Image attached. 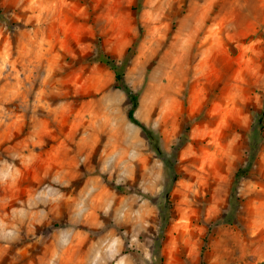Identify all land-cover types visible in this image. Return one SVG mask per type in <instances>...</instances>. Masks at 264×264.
<instances>
[{"label": "rangeland", "instance_id": "374dc122", "mask_svg": "<svg viewBox=\"0 0 264 264\" xmlns=\"http://www.w3.org/2000/svg\"><path fill=\"white\" fill-rule=\"evenodd\" d=\"M263 113L264 0H0V264H264Z\"/></svg>", "mask_w": 264, "mask_h": 264}, {"label": "trees", "instance_id": "16d2710c", "mask_svg": "<svg viewBox=\"0 0 264 264\" xmlns=\"http://www.w3.org/2000/svg\"><path fill=\"white\" fill-rule=\"evenodd\" d=\"M96 60L105 64L113 72L114 88L125 93L128 101H129V104H130V108H129L127 115H126L127 119L133 125L138 127L141 130V132L144 134V136L149 141L152 142L155 139L154 132L150 128H148L145 125H143L142 123H140L134 117V112H135L137 105H138L139 93L136 91H133L130 87L125 85L124 80H123V73H122L121 65H118V63L113 58H111L110 56L103 55V54L98 55L96 57ZM262 115H264V113ZM155 149L158 150V146L156 144H155ZM115 189L120 191L121 187L115 186Z\"/></svg>", "mask_w": 264, "mask_h": 264}]
</instances>
